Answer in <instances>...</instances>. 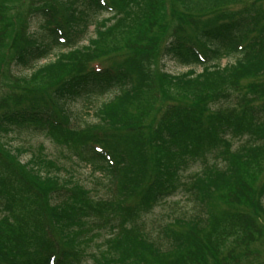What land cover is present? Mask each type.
<instances>
[{
    "label": "trees",
    "instance_id": "obj_1",
    "mask_svg": "<svg viewBox=\"0 0 264 264\" xmlns=\"http://www.w3.org/2000/svg\"><path fill=\"white\" fill-rule=\"evenodd\" d=\"M259 256L264 0H0V264Z\"/></svg>",
    "mask_w": 264,
    "mask_h": 264
},
{
    "label": "rangeland",
    "instance_id": "obj_2",
    "mask_svg": "<svg viewBox=\"0 0 264 264\" xmlns=\"http://www.w3.org/2000/svg\"><path fill=\"white\" fill-rule=\"evenodd\" d=\"M35 28H39L38 27V24L35 25ZM225 62V59H222L221 60V63H224ZM164 68L167 69L169 72H173V73H177V72H180L184 69V67H181L179 65H177L176 63L172 62V61H169V60H166L164 62ZM14 72L18 73L19 75H24V74H30L31 70L28 69V68H15L14 71L12 70V73L14 74ZM82 101L80 99H76V100H73V101H70L68 104L70 105L71 107V110H74V111H81V103ZM9 138V137H8ZM10 143H16L17 140L16 138L13 139V140H10L9 141ZM257 259H261V256L257 257L256 259L253 258L254 261L256 262H259V260ZM256 262H254V264H257Z\"/></svg>",
    "mask_w": 264,
    "mask_h": 264
}]
</instances>
